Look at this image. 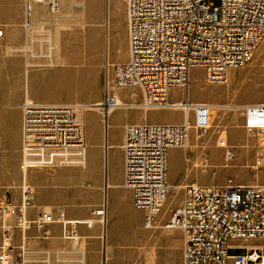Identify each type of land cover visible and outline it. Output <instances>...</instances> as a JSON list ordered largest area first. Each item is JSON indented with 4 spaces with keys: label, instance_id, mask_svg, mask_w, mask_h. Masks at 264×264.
<instances>
[{
    "label": "built area",
    "instance_id": "built-area-1",
    "mask_svg": "<svg viewBox=\"0 0 264 264\" xmlns=\"http://www.w3.org/2000/svg\"><path fill=\"white\" fill-rule=\"evenodd\" d=\"M61 1L23 0V25L31 24L36 4H44L50 13L57 14ZM126 10L128 59L111 63L107 52L106 64L112 71L113 84L107 81L101 104L24 99L21 169L26 175L29 167L48 164L45 162L51 159L35 155L41 151L55 155L83 153V162L58 160L57 165H84L86 111L90 106H98L104 120L111 108H180L186 117L182 123L144 122L125 126L123 186L132 191L134 207L145 211L144 227L156 229L171 189L169 150L189 147L191 129H212L222 110L216 106L218 103L195 102L190 98V69L202 67L208 83L224 84L232 70L247 66L264 41V0H220L218 6L209 0H126ZM122 88L131 90L133 97L140 90L142 99L122 103L114 91ZM172 88L183 89L184 96L172 100ZM238 108L244 115L247 132L257 136L259 157H264V94L261 101ZM220 140L221 145L227 142L226 138ZM234 156V151L227 150L226 157ZM200 158V164L208 168L207 156L203 154ZM183 191L181 204L163 224L167 230L180 229L184 233L183 260L178 264H264V182L238 184L232 179L224 184L190 182L183 185ZM34 192L24 181L18 202L8 196L0 197V264H52L48 257L43 260L29 257L25 239L32 227L46 235L48 226L59 222L63 236L78 242L77 225H92L68 219L64 211L55 215L51 210H43L31 218L29 209ZM104 209L95 213L105 216ZM17 231L22 237L18 244ZM232 239L245 242L243 253L228 254Z\"/></svg>",
    "mask_w": 264,
    "mask_h": 264
},
{
    "label": "rangeland",
    "instance_id": "rangeland-1",
    "mask_svg": "<svg viewBox=\"0 0 264 264\" xmlns=\"http://www.w3.org/2000/svg\"><path fill=\"white\" fill-rule=\"evenodd\" d=\"M209 1L216 6L220 4V0ZM94 2L95 6H93ZM75 3L78 6L83 5V1H75ZM78 6L72 11L73 15L68 16L63 22L70 24L81 22L85 14L87 25L84 27L73 24L56 29L54 23L42 26L39 21L27 30L23 25V0H0V25L9 31L12 29L14 33L18 31V39L14 37L12 40V44L17 45L5 47L0 44V56L18 57L23 61L25 71L27 69L30 71L27 75L30 88L34 90L35 96L44 101L80 102L86 105H94L103 101L107 81L113 84L112 71L107 69L106 64L107 52L111 63L121 62L124 58H128L126 0H86V10H84L86 13L83 12L82 7ZM38 12H43L42 6ZM47 14L50 17L49 21L54 22L55 16L48 9ZM55 42L63 47V51L60 50L58 53L52 49L54 51L52 56L61 59L62 55L66 57V63H63V60L52 61L49 56ZM27 47L30 48V52H26ZM27 60L35 66H27ZM82 74L85 75L81 77ZM114 91L127 102H138L142 99L140 90H137V95L134 97L131 96L129 89H114ZM189 94L193 101L230 103L235 108L222 109L212 129L207 131L191 129L189 147L177 148L172 154V172L175 176L186 180L184 184L190 182H197L201 185L224 184L228 179L238 184L263 183L264 165L256 166L257 158H259V148L256 146L257 136L247 132L244 127V115L238 107L243 106L239 104L241 102L254 101L256 103L263 98L264 41L258 47L254 59L247 66L238 68L237 72L232 74L230 80L224 84L208 83L204 68L192 67L189 72ZM183 96V89H171L172 100H179ZM98 111H100L99 116L93 110L86 111V133L89 144L87 159L91 164L99 154L94 143L101 138V123L104 122L103 111L100 108ZM106 117L105 113V121ZM137 117L142 123H165L181 118L182 113L173 109H150L144 114L143 109L119 107L108 118L107 143L113 141L122 123L134 121ZM224 131H227L228 137L226 138L231 146L229 150L235 152L232 158L226 157L227 148L218 146L220 138L225 136H223ZM36 152L38 151L34 153ZM203 154L210 161L208 168L200 164V157ZM226 160L229 161V166H215V164L221 165ZM108 161V180L112 183L119 182L121 180L120 167L113 149H109ZM45 163L57 165L58 159L47 160ZM86 168L85 164L68 166L64 169L68 172L66 178L69 177L72 181L67 192L71 205L86 210L88 213L86 219L92 215H96L98 219V235L87 239L90 252L96 251L101 255L105 250L109 264L118 260V264H152V262L163 264L162 262L169 259L177 247L181 248L182 242L184 244L183 231L180 229L167 230L163 224L170 217L172 210L181 204L184 196L183 186L182 188L171 187L168 200L159 215V226L156 229L145 228L143 220L140 222V215L130 208L126 212L135 221L132 230L134 235L126 239L119 235V232L113 228L115 219H111L108 215L104 240L105 223L101 221L102 215L95 212L107 206V181L102 188L95 189L91 181L85 178ZM51 170L56 172L59 168L54 167ZM122 192L120 187L109 188L108 201L111 205L114 197L120 196ZM7 196L18 202L20 192L18 195L8 192ZM45 210L52 209L45 208ZM243 252V249H236V247L228 249L230 255ZM180 254L178 251V258ZM125 257L128 259L125 260Z\"/></svg>",
    "mask_w": 264,
    "mask_h": 264
},
{
    "label": "crops",
    "instance_id": "crops-1",
    "mask_svg": "<svg viewBox=\"0 0 264 264\" xmlns=\"http://www.w3.org/2000/svg\"><path fill=\"white\" fill-rule=\"evenodd\" d=\"M82 1L83 5L76 6L82 7L84 12V10H86V1ZM74 3L72 0H62L60 13L53 14V16H55L54 22L49 21L50 17L47 14V8L45 7V5L36 4L32 14L33 16L31 25L26 26L25 28H27L28 30L39 21L41 22L42 26H44L45 24L54 23L56 25V29L73 25L74 23H64L63 20H65L68 16H71L72 11L76 9ZM40 6L43 7V12L41 13L38 12ZM83 16L84 21H87L85 14H83ZM0 26L3 28V36L0 38L1 46L5 45V47H14L15 45H17L14 43L12 44V40L14 37L18 39V31L14 33L12 29L9 31L2 25ZM52 49L56 50V52L58 53L60 52V50L63 51V47L58 42H55V44L52 45L49 56L51 57L52 61L54 60L55 62H58V60H63V63H66V57L62 55L61 59L60 57H53L52 55L54 51ZM26 52H30L29 47L26 48ZM127 59L124 58L123 60L125 61ZM47 60L48 59H46V61ZM26 63L27 66H35L28 60ZM29 72L30 71L28 69L25 71L24 63L18 57L14 58L8 56H0V197L7 196L8 192H11L12 195H18V193L21 192L22 184L26 179V182H28V184H30L35 191L33 205L29 209V216L31 218L36 217L41 211L45 210V208H51V211L55 215H58L60 211H64L68 219H78L82 221L92 222L91 226H88L85 223L77 225L79 234L78 242L63 236L62 225L59 222L51 223L48 226V232L46 235L32 227L28 230L25 239L26 246L29 249L30 258L35 260H43L48 257L52 264H104V262H106V264H109V258L107 261L105 250L101 255L96 251L90 252L88 250V237L97 236L99 232L98 219L96 218V215H92L90 216V218L86 219V217H88V213L86 210L78 209L77 207L71 205V199L69 198L67 192L70 189L72 181L69 177L68 179L66 178V176H68V172H66V169L64 168L76 165H34L28 168L26 175H24L21 169V164L24 161L22 150V104L24 102V99L26 97H29L35 101L40 102H63L53 100L44 101L41 98L35 96L34 90L30 88L28 83L27 75ZM236 72L237 69L232 70L230 72V76ZM84 75L85 74H82L81 77H83ZM118 96L120 100H122V102H127L124 101L120 97V95ZM253 103L254 101H244L239 104L248 105ZM116 109L110 111L106 117V121L103 120L104 122L102 121L103 123H101V138L99 141L94 143L99 154L96 156L92 164L89 163L87 159L89 145L87 141L85 162L87 168L85 171V178L86 180L88 179L91 181V185L95 189L102 188L105 181H107V206L105 208V218L107 219V216L109 215L111 219H115L113 228L119 232V235L123 236L126 239L134 235L132 230L135 226L134 219L127 214L126 210L130 208L134 209L140 215V222L144 220L145 211L135 209L133 205L132 191L123 186L125 178V154L123 149V144L125 142V126L129 123L142 122H140L139 117H137L134 121H125L124 123H122V127H118L119 132L114 137L113 141L108 144V118L115 112ZM89 110L95 111L98 116L100 114V111H98V109ZM173 110L181 112L182 117L165 123H182L186 118L184 111L180 108H176ZM148 111L149 110H143L144 114L148 113ZM109 149L114 150L116 161L118 162L120 167L121 180L116 183H112L111 181H109L107 176V167L109 164ZM176 150L177 148H171L169 150L168 181L171 187L182 188L186 180H181L172 172V154ZM54 167H58L59 171L57 170L56 172H52L51 168ZM54 173L55 177L53 178ZM112 187H120L123 191L120 196L114 197V202L112 204L113 206L111 205V202L108 201V190ZM89 219H92V221H89ZM21 241L22 237L17 231L16 242L18 244ZM244 244V241L232 239L229 242V249L231 247H236V249H243ZM183 247L184 244L182 242L181 248L177 247L175 252L171 253L169 259L167 258V260L162 263H181L183 260ZM178 251H180L181 253L179 258L177 256ZM124 259L127 260L128 257H125ZM118 263L119 260L112 262V264Z\"/></svg>",
    "mask_w": 264,
    "mask_h": 264
},
{
    "label": "bare ground",
    "instance_id": "bare-ground-1",
    "mask_svg": "<svg viewBox=\"0 0 264 264\" xmlns=\"http://www.w3.org/2000/svg\"><path fill=\"white\" fill-rule=\"evenodd\" d=\"M86 1V0H85ZM77 5V4H76ZM93 6H95V2L93 3ZM71 15H73V13H71ZM84 16L82 17V20H81V22H78V23H74V24H77V25H80V26H85L86 24H87V21H84ZM74 19V18H73ZM32 22V21H31ZM30 22V23H31ZM31 25V24H30ZM30 25H28V26H30ZM63 25V24H62ZM64 26V25H63ZM119 100H120V98H119ZM121 102H122V100H120ZM102 103V101L101 102H98L97 104H94V105H99V104H101ZM122 103H124V102H122ZM125 104V103H124ZM218 108H222V109H232V108H235V106H233L232 104H217L216 105ZM90 109H99V107L98 106H92ZM113 110V108H111V109H109V111H108V113L110 112V111H112ZM222 134V133H221ZM225 135V136H224ZM223 136L224 137H222V138H226V137H228L227 136V131H224L223 132ZM198 137H201V136H198ZM220 138V137H219ZM227 139V138H226ZM219 141V140H218ZM221 143V140L219 141V144H218V146H221V147H224V148H227L228 150H229V148L231 147L230 146V144H229V142L227 141L226 142V144L225 145H221L220 144ZM79 152H66V153H56V155L55 154H53V153H51V152H48V151H41V152H38L37 154H35L36 156H37V158H40V159H54V158H57L60 162H65V163H75V162H83V153H79V154H81V155H79L78 154ZM229 158V157H228ZM198 165H199V163H198ZM230 165V163H229V161L228 160H226L224 163H222L221 165H216L215 164V166L216 167H227V166H229ZM257 165H264V157H259L258 158V164H256V166ZM103 213H104V215L105 216H102V218H101V221L103 222L104 220H105V217H106V210L104 209V211H103ZM104 219V220H103ZM152 264H155V263H153L152 262Z\"/></svg>",
    "mask_w": 264,
    "mask_h": 264
},
{
    "label": "water",
    "instance_id": "water-1",
    "mask_svg": "<svg viewBox=\"0 0 264 264\" xmlns=\"http://www.w3.org/2000/svg\"><path fill=\"white\" fill-rule=\"evenodd\" d=\"M104 223H105V228H104V240H105V238H106V218L104 220ZM104 264H106V262H104Z\"/></svg>",
    "mask_w": 264,
    "mask_h": 264
}]
</instances>
